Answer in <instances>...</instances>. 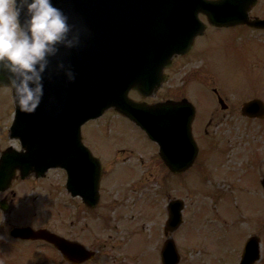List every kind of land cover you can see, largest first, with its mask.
<instances>
[{
    "label": "rangeland",
    "instance_id": "obj_1",
    "mask_svg": "<svg viewBox=\"0 0 264 264\" xmlns=\"http://www.w3.org/2000/svg\"><path fill=\"white\" fill-rule=\"evenodd\" d=\"M232 34L209 33L195 46L198 57L205 59L204 69L197 71L195 63L196 71L187 76V60L177 61L170 81L153 98L187 97L200 112L194 132L200 155L191 170L171 174L157 146L127 119L109 111L83 128L86 143L105 163L94 215L81 212L66 190L65 171L53 169L44 178L14 182L6 192L10 198L12 193L17 196L8 221L60 229L70 228L75 220L81 235L87 230L94 234L100 254L93 264H161L165 206L169 199L181 198L184 222L173 233L179 264H232L245 238L254 233L262 240L264 264V189L259 182L264 177V120L246 119L240 113L243 102L264 100V83H258L254 71L242 70L249 47L232 40ZM261 77L264 81V69ZM213 88H218L228 110L220 108ZM14 114L11 91L0 87V153L19 145L8 137ZM80 213L78 221L75 216ZM7 222L0 225L7 228ZM27 246L0 243V264H49L40 247H32L35 257L28 262Z\"/></svg>",
    "mask_w": 264,
    "mask_h": 264
},
{
    "label": "water",
    "instance_id": "obj_2",
    "mask_svg": "<svg viewBox=\"0 0 264 264\" xmlns=\"http://www.w3.org/2000/svg\"><path fill=\"white\" fill-rule=\"evenodd\" d=\"M53 3L68 14L69 23L82 24L87 32L82 33L78 47L61 48L58 58H52L44 76V96L35 112H22L15 103L16 117L10 137L19 139L24 150L10 147L2 153L0 191L11 186L17 170L22 178L31 174L41 177L50 168L60 167L68 173L69 190L76 194L74 187L86 183L87 190L80 193L86 198L90 193L92 203H97L102 165L84 146L81 128L111 107L159 143L160 155L173 173L189 169L198 154L192 136L195 114L192 105L188 101L180 103L182 106L170 101L148 105L134 102L128 94L135 89L143 97L152 95L168 79L163 70L171 65L172 58L187 53L195 37L203 32L198 14H207L216 25L227 20L224 0H53ZM57 59L71 64L76 74L74 81H67L63 71L55 70ZM0 83H7L3 71ZM186 105L190 109L185 116L181 109ZM242 112L249 117H263L264 103L258 99L249 101ZM182 208L179 200L171 203L167 235L182 223ZM14 234L58 242L56 236L46 235L45 230L17 229ZM248 250L253 254L250 258H259L256 238L250 239ZM179 260L175 242L169 237L162 250V262L178 264ZM251 263L248 258L244 264Z\"/></svg>",
    "mask_w": 264,
    "mask_h": 264
},
{
    "label": "clouds",
    "instance_id": "obj_3",
    "mask_svg": "<svg viewBox=\"0 0 264 264\" xmlns=\"http://www.w3.org/2000/svg\"><path fill=\"white\" fill-rule=\"evenodd\" d=\"M85 32L86 26L69 23L53 0H0V71L7 77L0 87L11 91L20 111H36L52 58H58L61 48L78 47ZM55 70L63 71L69 82L76 79L71 64L62 59Z\"/></svg>",
    "mask_w": 264,
    "mask_h": 264
},
{
    "label": "flooded vegetation",
    "instance_id": "obj_4",
    "mask_svg": "<svg viewBox=\"0 0 264 264\" xmlns=\"http://www.w3.org/2000/svg\"><path fill=\"white\" fill-rule=\"evenodd\" d=\"M252 1V0H251ZM246 5H248L246 7ZM239 6L246 9L248 19L242 23L230 25V26H225V27H216L214 25H211L207 18L205 16H202V20L207 24L205 33L198 37L196 39V42L194 44L193 49L191 52L186 55V56H179L174 59L172 67L168 70V72L176 67V62L181 60V59H186L187 63L185 65V68L187 69L186 75H192L196 71L194 69L193 65L197 63V71H202L204 69V66H202L203 61L201 60L197 53L196 50V45L199 42H205L209 33L211 32H216V31H226V32H231L235 33L232 34V40L238 39L240 40L241 43H243L244 46H248L249 48L247 51L249 52L247 56L245 57V61L242 64V70L247 71L252 73L254 71L258 75V83H264L261 73L264 69V0H257L255 4L253 2H250L249 0H244L239 2ZM193 59V61H190ZM190 61V62H189ZM192 77H190V80ZM197 82H200L203 86L205 84H208L207 82L203 80H198ZM207 85V87H208ZM246 86H251L247 85ZM261 87V86H260ZM217 88H213V91L217 93L215 90ZM218 90V89H217ZM218 95V93H217ZM220 95V93H219ZM183 97H176L173 98L174 100H180ZM219 98V97H218ZM223 98V97H222ZM224 99V98H223ZM165 100V99H164ZM163 100V101H164ZM218 100V99H217ZM149 103H153L151 99H147ZM158 101H162L158 100ZM220 108L222 110H228L229 105L226 103L224 99L223 106L221 104ZM218 111V110H217ZM197 118V115H196ZM212 122V121H211ZM196 123V120L195 122ZM197 126V124H196ZM71 196V195H70ZM7 200L6 204L10 207L9 213H11L14 207V204L17 200V196L15 193H12V197L10 198V195L8 193L4 194L2 196ZM77 203V206L80 209H83V211L86 213L88 216L94 215L96 212L97 207H88L84 202L82 197L76 196L72 197ZM15 201H14V200ZM24 201V200H22ZM66 214V212L64 213ZM80 216H75L78 221H80ZM5 221L7 222L8 219L6 218ZM3 223V222H2ZM75 220L71 222L70 228H65L62 227L60 229H55L53 227H50L48 225H40V226H34V228H48L52 232L58 234L61 236L64 241L67 243H62L60 242V246H55L47 241H42V240H25L21 238H16L13 236H10V231L12 228L17 227V226H31L30 222L23 224H19L15 222L14 220H11L7 222V228L5 226L0 225V243L1 246L6 245V242L10 243H18V244H23V245H30L27 246L26 250H30L31 255L28 256V262L33 259L32 255L34 256V249H37V247H40L43 249V252H45L46 258L45 260L49 262V264H93L96 262V260L99 257L100 254V249L97 247L95 237L93 236L94 234L87 230V232L83 233L82 235L80 232L76 229L74 226ZM6 229V232H3L2 230ZM9 232V233H8ZM6 241V242H5ZM78 244L82 245L83 247L78 246ZM33 247V248H32ZM84 248L83 252H80V249ZM12 251V250H11ZM10 251V252H11ZM15 251L13 250L11 253H14ZM35 257V256H34ZM261 259L258 263L256 264H261L263 261ZM32 263V262H31ZM30 263V264H31ZM16 264V263H14Z\"/></svg>",
    "mask_w": 264,
    "mask_h": 264
}]
</instances>
